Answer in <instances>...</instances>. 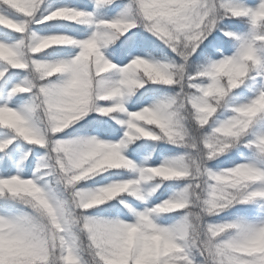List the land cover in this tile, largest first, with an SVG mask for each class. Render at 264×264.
I'll list each match as a JSON object with an SVG mask.
<instances>
[{
  "label": "snow or ice",
  "instance_id": "1",
  "mask_svg": "<svg viewBox=\"0 0 264 264\" xmlns=\"http://www.w3.org/2000/svg\"><path fill=\"white\" fill-rule=\"evenodd\" d=\"M114 2L115 0H97V3L110 4ZM160 2L166 10L161 12L157 18L146 12V0H131L130 12L134 8L135 15L130 14L124 18L101 21L96 25L98 30L95 34L82 41L66 35H51L43 38L33 35L31 37L32 44L27 52L24 50L23 41L15 46L0 43V62L11 69L20 71L34 69V72L38 74L39 81H47L46 84L40 83L39 86L29 83L28 86L20 85L12 89V96L32 94L34 97L32 104L23 111H18L7 105L0 106V128L11 130L17 138H22L30 145L49 147V135L55 136L64 132L87 117L92 111L103 116L126 112L125 97L132 95L135 90L144 88L148 82L169 87L180 86L182 89V94L175 99L157 103L152 107H145L141 111L128 112L125 139L119 143L105 142L96 138L55 141L52 146L58 153L55 171L63 177L66 185L70 188L106 170H136L137 166L134 162L124 155V149L128 142L140 138L152 141L163 139L174 144L183 143L188 138L189 144L195 147L196 145L188 137V131L181 124V119L174 110L177 105L182 106L189 119L195 121L193 131L202 136L203 148L201 151L203 153L206 154L210 151L206 145L211 143L215 137L225 131L232 133L225 136V142L218 145L212 152L213 159L231 150L245 136L254 120L258 116L264 115V110L256 109L257 102L264 99V55L260 54L264 52V33H261L259 29L252 31V34L247 38H241L234 32L225 30L227 34H223V36L227 37L229 41H239L238 53L209 63L208 67L203 68L195 76L187 73L182 82L178 81L175 75L182 65L172 66L157 63L138 56L126 66L118 67L105 57L103 52L105 47L138 26L169 43V47L172 49V35L169 29L177 34L185 31L202 5V0H160ZM43 3L44 0H23L21 6V0H0V21H2L0 28L26 35L29 24L13 18L12 13L19 14L24 18H34ZM230 4L244 14L242 17H234L238 19H252L257 13L264 11V0H261L257 7H250L243 0ZM92 19L93 17L89 13L64 7L36 22L66 20L73 23L89 24ZM201 45L198 49L201 48ZM63 46L79 48L78 55L72 59L58 62L34 59L50 48ZM211 48L210 52L200 51L205 62L212 61V57L216 54L223 55L226 46L221 41L219 44L211 45ZM143 62L154 65L170 79L163 76L153 78L143 73L141 71L144 67ZM228 65L242 69V74L238 75L237 72L229 70ZM53 69L58 70L53 71ZM113 71L120 74V79L115 83L105 81L103 79L105 74ZM253 73L255 75H252ZM5 75L6 71H0V79H3ZM58 76L65 77V79L60 83H53L52 78ZM250 76L251 83L246 87L248 90L259 92L256 98L250 103L241 104V106L232 109L234 112L232 118L227 119L220 126L214 127L210 135H203V129L209 126L213 118L216 117L218 109L228 107L224 103L225 98L232 90L245 85L246 78ZM203 78H207V81ZM84 79L95 83V91H89V95L83 106L79 108L76 117L63 126L53 123L46 135L37 126L36 113L41 112L42 109L45 112H51L66 96L74 95ZM222 81L228 82L229 86L224 87ZM93 98L98 103H93ZM101 102H109L110 106H102ZM252 109L256 110L250 112ZM221 115H226V112H222ZM146 126L152 127L154 130L150 131ZM155 130H158L159 134H156ZM12 143V139H4L3 142H0V152H5ZM78 146L84 149V154L89 155L95 164L86 177L75 179L74 150ZM255 147L264 153V138L257 139ZM60 155L68 157L71 161L69 167L63 165L59 159ZM10 161L11 157L7 153L0 157V173H3L0 175V264H82V259L77 254L69 236L72 223L71 212L64 205L54 201L37 180L24 179L19 175L9 176ZM12 163L14 164V161ZM183 163L184 160L181 159L156 167L139 168V179L115 182L101 187L95 192H75V209L82 218V227L86 224L103 223L114 234L122 236L119 243L115 245V251L105 255L96 244L94 234L88 228H84L88 247L96 249L100 264H208L209 257L211 264H264V244L260 243L261 237H264V225L209 224L206 229L207 240L199 253L202 259L197 260L190 257L186 246L180 242L178 235L186 230V221L183 219L174 227H162L155 222V217L158 215L187 211V209L171 207V203L184 202L186 197L183 193L178 198L169 199L150 210L138 213L130 205L121 201L135 215L134 222L96 220L83 215V212L104 205L124 194H131L143 200L144 197L140 194V185L145 181L155 178L162 181L190 178L191 176L171 177L170 174L163 172L164 169L169 168L183 170ZM236 172L248 174L233 186L222 185L219 199L214 197L209 202V212L217 214L236 204L264 198V190H251L256 184L264 185V170L252 164H241L219 173L209 170L208 174L214 178L215 183L219 184L225 176ZM164 175H169L170 178L163 179ZM129 185L134 190L125 191ZM17 201L26 202L36 215L20 214L15 207ZM42 222L47 223V228ZM48 229H51L53 233H58L60 239L53 238L50 241L40 235L42 231ZM229 230L238 232L235 238L241 243H234L233 240L219 241L218 238H221ZM57 249L63 250V254L59 257H57Z\"/></svg>",
  "mask_w": 264,
  "mask_h": 264
},
{
  "label": "rangeland",
  "instance_id": "2",
  "mask_svg": "<svg viewBox=\"0 0 264 264\" xmlns=\"http://www.w3.org/2000/svg\"><path fill=\"white\" fill-rule=\"evenodd\" d=\"M116 1V0H115ZM231 3H236L238 2V0H230ZM243 2L250 6V7H257L261 0H243ZM102 3H97V0H93V5L92 7L86 9V10H82L81 8H76L73 7L71 4L67 5V6H59L57 4H51L50 6L46 7V8H39V10L37 11L36 15L34 18H24L22 16L18 15H13V18L17 19L20 22H26L29 24V29L27 31L26 35H21L19 33H15L14 37H7V36H3L0 35V43H6L10 46H15L17 44H19L21 41L24 42V50L27 52L30 49V46L32 44V39L31 37L33 35H35L36 37H47V36H51V35H66L69 36L71 38H74L78 41H82L85 39L90 38L92 35L95 34V32L98 30L96 25L98 23H100L101 21H110L113 19H119V18H124L126 16H128L127 14V7L126 5H122L121 7L118 8V10L115 11V13L109 14L108 16H106L104 19H101V16H99V9L101 7ZM64 7H68V8H75L81 11H84L86 13H89L92 15L93 19L92 22L89 24H83V23H77V25L79 27H84V29H80L79 31H76L74 29H72L70 26H63L64 24L60 25V26H53V28L47 30V31H43L42 29L38 28V25L42 24V23H37L36 21L42 20L44 17L50 15L53 11H56L60 8H64ZM51 8V9H50ZM47 9H50L49 11H47ZM56 20L53 21H48V22H54ZM62 21H66V20H62ZM70 22V21H67ZM134 30V29H132ZM131 30V31H132ZM251 34L249 35H238L241 38H247L249 37ZM218 41L215 42L214 44H219L221 41L224 42L223 39H221V35L217 36ZM113 44V43H112ZM225 44V42H224ZM111 44H109L107 47H105L103 49L104 55L105 57L112 63L116 64L118 67H124L126 66L128 63L131 62L132 59L136 58V57H142L145 59H150L153 62H157V63H163V64H169V65H175V58H165V59H157L153 56H150L148 54H143V53H139V52H135L128 60H126L125 62H122L114 57H112L109 53H108V47ZM225 51L223 53V55H216L213 60L211 62H215L218 61L219 59L224 58L225 56L227 57H231L234 56L238 53L239 51V47H240V43L239 41H236L230 45L227 46V44L225 45ZM53 48L48 49L47 51L49 52H55L52 50ZM72 55L69 57H61V56H57L54 58H51L52 56L50 55H43V53L39 54L38 56L34 57V59L38 60V61H47V62H58V61H66L69 59L74 58L76 55H78L79 53V48L76 47H72ZM190 62V61H189ZM188 62V64H189ZM210 62V63H211ZM181 64H184L183 59L181 58ZM10 67L7 66L6 64H4L3 62H0V71H7V69H9ZM26 73V77H18L15 76L11 79V82L8 84V86L5 87V92L2 94L1 96V100H0V106H9V107H13L18 111H23L26 107L30 106L33 102L34 97L32 96V94H27L24 98H22V101H15L14 97L11 95V91L14 87L16 86H28L29 83L34 84L33 82V78L38 79V74H36L34 72V69L29 70V71H25ZM29 74H34L33 78L29 77ZM65 79V77H55L52 78V82L53 83H60ZM103 79L109 83H115L120 79V74L116 71H113L111 73L105 74V76L103 77ZM39 80V79H38ZM206 81V80H205ZM41 83H45V82H41ZM40 83L36 84L37 86H39ZM46 84V83H45ZM137 90L134 91V93L130 96L125 97L124 99V104L126 107V112L124 113H114L111 116H108L112 122H114V124L118 127V131L114 134H110L108 136V134H106L105 136H102L97 130L86 133V134H80L74 137H70L67 136L65 134H71V132H69L74 125H72L71 127H69L68 129H66L64 132L56 134L51 142V145L54 146L55 141H72V140H82V139H90V138H96L105 142H111V143H119L120 141L125 139V133L127 131V120H128V112H136V111H141L143 108L145 107H152L153 105L160 103V102H165L168 101L169 98H165L162 96H146L143 101H141L140 103L137 104H133V102L131 101V99L134 97L135 92ZM259 94L258 91L255 90H248V89H242L239 93V95L237 97H235V99L232 101L231 103V108L234 109L235 107H239L241 106V104H245V103H250L251 100L255 99L256 96ZM102 106H110L109 102H101ZM96 112V111H93ZM98 113V112H97ZM99 114V113H98ZM225 119L223 121H226L227 119L232 118V116H228L225 115L224 117ZM36 123L37 126L43 131L45 132V134L47 135L48 133V129L46 127V122H45V118L43 117L42 112H37L36 113ZM148 127V130H154L152 127L146 126ZM185 128V127H184ZM3 129V128H0ZM70 129V130H69ZM256 131V135L259 138H264V122H262L261 124H259L255 129ZM68 132V133H67ZM156 134H158L156 132ZM76 135V134H73ZM188 137L191 139V141L196 145L195 147H192L189 144V139L186 138L185 142L180 143V144H174L177 147H179V151L186 153L188 156L194 157L196 158L198 156V154L201 152L202 148L199 146L197 139L191 135L188 132ZM4 139H12L13 143L17 142L13 153H12V162L14 161V164H12L11 166V170L8 172L9 176H14V175H19L21 176V178L24 179H34L37 180L38 184L45 189L46 192H48V194L52 197V199L62 205L65 206L64 202H62L61 200H59V197L57 196V192H55L52 189L51 186V181L52 179L48 178V176L54 174L55 175V179L57 180V182L61 185L64 186L65 188V193H67V201L66 202V206L65 208L67 210H69L71 212V216L75 217L76 219H79L80 215L78 213V211L75 209V192L77 191H82V192H95L97 190H99L101 187H105L108 186L112 183L115 182H122V181H127V180H133V179H139V168H143V167H156V166H160L166 163H170L172 161H176L174 158L172 157H167V156H162L160 157L159 161L157 163L151 164L149 163L145 158L143 157H138V156H133V154H130L127 152V147L132 144L134 141L128 142L126 144V147L124 149V155L132 160L134 162V164L137 166L136 170H131L132 171V175L128 178H118V177H108L109 181L106 183H99V182H91L93 180L94 177L88 178L84 181L79 182L76 186L70 188L66 185L65 181L58 176L50 167L49 164V160H48V154H49V147H40L37 145H29V148L23 147L20 143H25L26 141H24L23 139L19 140L15 135L11 134L10 131L8 130H0V142H3ZM147 139V138H146ZM11 145V144H10ZM21 145V146H19ZM27 152H31L32 153V160L31 162L26 165V154ZM1 157V154H0ZM252 164L262 170H264V167L260 166L258 163H256L255 160L253 159H246L243 160L241 164ZM28 166V168H27ZM206 167L208 168V170H210V166L207 162ZM212 171V170H210ZM0 175H3V173H0ZM186 179V183L185 185H188V187L191 186H195V182L193 181V179L190 178H185ZM58 184V185H59ZM162 183L161 182H157L156 178L151 180V181H145L140 185V194L141 196L144 197L143 200H140L138 198H136L135 196H132L131 194H124L125 197H123L122 199H120V203L125 207V203H127L128 205L131 206L132 209L135 210V212H143L146 210H150L151 208L163 203L164 201H167L169 199H173V198H178L183 191L181 190V187H176V188H172L169 189L166 193H164L162 196H160L159 198H156V200H153L154 195L156 193H158V190L160 189ZM251 190H264V185L261 186H257L252 188ZM127 197V198H126ZM121 201H124L125 203H122ZM25 204H27L25 202ZM128 210L129 208L126 207ZM96 208L87 210L85 212H83L84 216H95L92 217V219H96V220H107V221H111V220H121L124 222H134L135 220V215L133 214L132 211H130V213L132 214V216H129L125 213H122L121 211L116 213L115 215H113L112 217L105 215L104 213H100L97 212L98 210H94ZM97 212V213H96ZM20 214H26L22 211L19 210ZM184 217L178 218V219H168L165 218L164 215H158L155 217V222L162 227H174L175 225L181 223L183 221ZM223 223H239V224H243V225H247V226H259V225H264V214L261 217H256V218H236V219H230V220H225ZM209 224H221V222L219 221H214V220H205L204 222V231L206 233V229H207V225ZM81 225V227H80ZM76 227V228H75ZM81 228H82V224H76L74 222H72L70 224V233L69 236L71 238V240L73 241V244L76 248L77 254L81 257L82 259V264H87V261L90 260L91 258V250L88 248V242L86 239V235L83 234L81 232ZM203 236L200 237V240L197 243L196 248L199 250V252L202 250L203 248V244L206 242L207 240V235L206 234H202ZM238 235V232L236 230H229L228 232L224 233L222 235L221 238H218L220 242H227L228 240H231L233 238H235ZM82 236L84 237L82 239ZM81 243V244H80ZM186 250L188 252V246L186 247ZM63 254V250L62 249H57V257H59V255ZM188 254H191V252L189 251ZM197 257V256H196ZM202 259V258H201ZM208 264H211V258H208Z\"/></svg>",
  "mask_w": 264,
  "mask_h": 264
},
{
  "label": "trees",
  "instance_id": "3",
  "mask_svg": "<svg viewBox=\"0 0 264 264\" xmlns=\"http://www.w3.org/2000/svg\"><path fill=\"white\" fill-rule=\"evenodd\" d=\"M225 2L231 3L230 0H225ZM51 4H57L59 6H66L71 4L72 6L79 8H90L93 5V1L92 0H44V3L42 4L41 8H46ZM122 5H126L128 15L136 14L134 8H132L130 12L131 0H116L114 3H110V4L102 3L99 9V14H100L99 16H101V18L104 19L109 14L115 13V11L118 10V8L121 7ZM50 9H47V11H49ZM12 14L18 15L15 13ZM62 24H64L63 26H70L72 29L76 31H79L80 29H84V27H79L77 23L67 22L62 20H56L51 23L50 22L42 23L38 25V28L42 29L43 31H47L53 28V26L56 25L60 26ZM222 27H224L225 30H230L234 32L237 36L238 35L242 36L244 34L245 35L252 34V27L250 21L247 18H239V19L232 18L225 20ZM14 34L15 33L10 30L0 28V35L12 38L16 36ZM218 35H221V39L224 40L225 45L227 44V46H230L235 42V40L229 41L228 38L223 36V34L219 31L214 32L211 36L208 37L206 41H204V43L201 45V48L197 50V53L191 57L190 62L186 68L187 73L195 76L199 71H202L203 68L209 66V63L211 61L205 62L204 58L200 55V51L201 50H204L205 52L212 51L211 45H213L215 42L218 41L217 39ZM71 48L72 47L69 46L54 47L52 50L55 52L46 51L43 53V55H50L52 56L51 58L57 56L66 58L72 54ZM107 50L112 57L120 61L128 59L135 52H139V53L151 55L157 59H162V60L167 57L168 58L173 57L175 58L176 63L175 65L172 66L182 65L180 55H178L170 47L165 45L159 38H157L152 33L148 32L146 29L140 26L135 28L133 31L128 32L127 34L120 36L119 39H117L113 44H111ZM260 54L264 55V52H261ZM216 55L212 57V60ZM33 75L34 74H29L28 76L33 78ZM252 75H255V73H253ZM15 76L26 77L27 75L25 71H20L11 68L7 69L5 77L3 79H0V98L2 94L5 92V87L8 86V84L11 82V79ZM203 79L207 81V78H203ZM33 82L35 83V85L41 83V81L35 78H33ZM43 82L47 83V81H43ZM250 83H251V76L249 78H246L245 85H241L240 88L232 90V92L229 93L228 97L225 98V102H224L228 105V107L226 109H218L216 117L213 118L209 126H206L205 129H203V133H202L203 135H210L214 127L220 126L222 123L225 122L223 121L225 119L224 118L225 115H221L222 112H226V115L228 116L229 115L232 117L234 116V112L232 111L231 108V103L235 99V97L239 95L242 89L245 88L247 89L246 86L249 85ZM181 94H182V89L180 86L169 87L165 85L153 84L151 82H148L146 83L144 88L138 89L135 92V95L131 99V101L133 102V104H137L143 101V99L146 96H162L165 98H169L170 100L177 98ZM26 95L27 94H18L14 97V100L22 101V98H24ZM39 112L40 111H38V113ZM180 115L184 117L180 121L181 124L191 135H193L197 139L199 146L202 148V136L199 135L197 132L193 131V126L195 125V121L190 120L187 113L183 110L181 111ZM262 122H264V115H260L254 120L253 124L247 130L245 136L242 137L241 140L238 141L231 150L220 155L218 158L209 161L208 164L210 166V170H212V172L214 173L230 170V168L239 166V164H237L238 162L246 159H253L260 166L264 167V153H261L255 147V141L258 139V137L256 135V131L254 130ZM195 127L198 128V126ZM70 129L69 132H71V134H65L70 137H74L80 134H86L95 130H97L102 136H105L106 134H108L109 136L110 134H114L118 131V127L114 124V122L111 121V119L108 116H103L93 111L90 112L87 117L74 124V126ZM8 131L11 132V130ZM155 131L159 134L158 130ZM11 134L15 135L12 132ZM18 139L21 140L22 138H18ZM16 143L17 142L9 145V147L5 150V152H0L1 157H3L5 153H7L12 158V153ZM20 144L23 147L29 148L27 142L25 143L21 142ZM178 148L179 147H177L173 143L167 142L166 140L163 139L160 141H152L150 139L140 138L135 140L132 144H130L126 150L130 154L145 158L151 164L157 163L160 157L162 156L172 157L175 160L183 159L185 163H189L190 160L194 158L188 156L186 153L179 151ZM27 155H28L27 160H30L32 157V153L27 152ZM11 165L12 164L10 161L8 172L11 170ZM131 175H132L131 170L111 169V170H106L103 173L96 174V176L93 178L91 182L106 183L109 181L108 177L128 178ZM48 178L52 179L51 181L52 189L58 193L57 196L59 197V200L64 202L66 206V202H68L67 201L68 192L65 193L66 191L64 186L57 182L54 174L48 176ZM156 181L161 182L162 185L158 190V193L154 195L153 200H156V198L162 196L169 189L181 187V190L184 192V190L188 188V185H185L186 179L162 181L161 179L156 178ZM256 185L261 186V184H256ZM256 185H254L252 188L256 187ZM123 197L125 196L122 195L116 198L115 200L107 202L104 205L95 207L96 209L94 210H98L97 212L104 213L105 215L110 217H112L113 215H115L120 211L129 216H132L130 211L120 203V199H122ZM15 207L26 214H31L34 216L36 215V213L33 211L31 206L25 204V202L23 201H17ZM185 214L186 211H179L171 214H164V217L168 219H178L184 217ZM263 214H264V198H257L256 200L248 203L236 204L235 206L227 210L221 211L218 214L207 216L205 217V220H214L223 223L225 220L236 219V218H256L263 216ZM92 217L95 216H89V218ZM198 241L194 245L190 244L188 246V252L189 251L191 252V254H189L190 257H193L197 260H201V257L199 256L200 252L196 248Z\"/></svg>",
  "mask_w": 264,
  "mask_h": 264
},
{
  "label": "clouds",
  "instance_id": "4",
  "mask_svg": "<svg viewBox=\"0 0 264 264\" xmlns=\"http://www.w3.org/2000/svg\"><path fill=\"white\" fill-rule=\"evenodd\" d=\"M22 4L23 0H21V6ZM145 10L149 15L158 18L159 14L166 9L162 7L160 0H146ZM243 15V13L237 11L230 3H226L225 0H202L201 7L197 10L192 23L185 29V31L177 34L175 31H172V29H169L172 35V50L180 55L184 61L182 68L177 70L175 73L177 80L181 82L183 81L185 75L187 74L186 68L192 55H194L195 51L201 44L204 43V41L208 39L209 36L216 31H220L222 34H227L225 29L221 27L225 20L232 19L234 17H242ZM248 20L250 21L252 31L259 29L261 33H264V11L257 13L254 18ZM161 41L168 47L170 46L169 43H166L164 40ZM143 63L144 67L141 69L143 73L153 78L163 76L166 79H170V77H167L165 73L156 68L154 65L146 62ZM227 68L237 72L238 75L242 74L243 71L242 69H237L232 65H228ZM57 70L58 69H53V71ZM221 83L224 87L229 86L228 82L222 81ZM90 90L93 92L95 91V83L84 79L79 85L76 93L74 95L66 96L51 112H45L42 109L41 112L45 118L47 129H49L53 123L63 126L69 120L76 117L78 115L79 108L83 106L85 100L87 99ZM93 103H98V101L93 98ZM256 109L264 110V99L257 102ZM256 109H252L250 112L255 111ZM174 110L177 112L180 119L184 118L180 115L183 110L182 106L177 105ZM231 134L232 133L230 131H225L220 136L215 137L211 143L206 145L210 151L206 154L201 151L198 156L191 159L189 163L184 162L183 170H178L176 168L163 170L164 173L170 174L171 177L191 176L195 182L194 187L190 185L184 190L183 194L186 197L184 202L177 201L175 203H171V207L173 209H187L184 216V220L186 221V230L182 233H178L180 236V242L186 247L190 244L194 245L200 239L202 234H206L204 231L205 217L214 214L213 212L208 211L209 202L214 197L219 199V193L222 190L221 186H233L239 183L243 177L248 174L245 172L230 173L225 176L219 184L215 183L214 178L208 174L209 170L206 165L207 162L213 160L212 152L215 151L218 145L225 142V136ZM53 137V135H49L48 160L51 169L63 179V177L55 171L58 153L51 145ZM74 155L76 159V163L74 165V178L80 179L86 177L93 169L95 161L89 155L84 154V149L80 146L74 150ZM59 159L63 162L65 167H69L71 161L67 156L60 155ZM97 159H99V157H97ZM170 176L164 175L163 179H169ZM132 190L134 189L131 185L125 189V191ZM81 220V217H79V219L72 217V222L76 224H81ZM42 223H44L47 228V223ZM84 228H88L94 234L96 244L103 250L105 255H109L111 252L115 251V245L119 243L122 238V236L114 234L109 227L103 223L83 225L81 228V232L83 234H85ZM40 235L50 241L53 240V238L57 240L60 239L59 234L53 233L51 229L42 231ZM83 238L84 237L82 236V239ZM231 240L237 244L241 243V241L236 238ZM260 243L264 244V237H261ZM88 248L91 250V258L87 261V264H100V261L97 258L96 249L90 247Z\"/></svg>",
  "mask_w": 264,
  "mask_h": 264
}]
</instances>
